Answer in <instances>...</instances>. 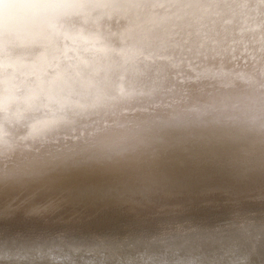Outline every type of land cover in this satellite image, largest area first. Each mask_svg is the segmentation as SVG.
I'll return each mask as SVG.
<instances>
[{
    "label": "bare ground",
    "instance_id": "bare-ground-1",
    "mask_svg": "<svg viewBox=\"0 0 264 264\" xmlns=\"http://www.w3.org/2000/svg\"><path fill=\"white\" fill-rule=\"evenodd\" d=\"M46 2L82 5L67 10L88 14L73 30L102 34L135 11L129 0H0L4 38L27 53L45 43ZM158 4L171 18L153 50L222 75L179 105L42 136H29L42 112L0 111L11 145L0 146V264H264V0Z\"/></svg>",
    "mask_w": 264,
    "mask_h": 264
},
{
    "label": "snow or ice",
    "instance_id": "snow-or-ice-1",
    "mask_svg": "<svg viewBox=\"0 0 264 264\" xmlns=\"http://www.w3.org/2000/svg\"><path fill=\"white\" fill-rule=\"evenodd\" d=\"M129 0L135 9L123 20H115L116 31L102 34L76 28L79 17L87 16L82 5L46 2L53 10L52 35L27 53L0 31V111L22 118L25 112H42L31 125L29 136H42L61 125L90 119L103 113L120 118L150 108L171 107L186 102L193 85L222 74L199 65L176 62L153 50L156 33L171 18V9L156 11L158 0ZM65 41L61 48L58 40ZM34 55L35 59H27ZM207 59V54H204ZM242 58V57H241ZM260 58L264 60V49ZM160 61H167L161 63ZM243 75V73H239ZM0 146H11L0 126Z\"/></svg>",
    "mask_w": 264,
    "mask_h": 264
}]
</instances>
